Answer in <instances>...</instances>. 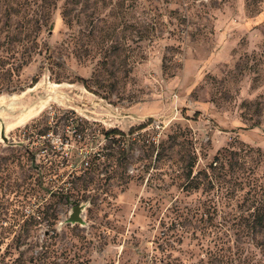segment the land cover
<instances>
[{
	"label": "rangeland",
	"instance_id": "1",
	"mask_svg": "<svg viewBox=\"0 0 264 264\" xmlns=\"http://www.w3.org/2000/svg\"><path fill=\"white\" fill-rule=\"evenodd\" d=\"M262 213L264 0H0V264H264Z\"/></svg>",
	"mask_w": 264,
	"mask_h": 264
},
{
	"label": "trees",
	"instance_id": "2",
	"mask_svg": "<svg viewBox=\"0 0 264 264\" xmlns=\"http://www.w3.org/2000/svg\"><path fill=\"white\" fill-rule=\"evenodd\" d=\"M82 81H84V83L86 82V80H83V79H81ZM145 127V125H140L138 128H144ZM132 131H133V129H132ZM132 131H131V133H132ZM106 134L107 135H111V134H113V135H117V134H121V135H123L124 133L122 132V131H120V130H111V131H107L106 132ZM102 157H101V155L99 156V158H97L98 160H100ZM96 159V160H97ZM86 164H87V167H93L94 166V164H93V162L91 161H86ZM257 219H258V221L260 222V223H263L262 221H263V219H264V213H262V214H259V216L257 217Z\"/></svg>",
	"mask_w": 264,
	"mask_h": 264
},
{
	"label": "water",
	"instance_id": "3",
	"mask_svg": "<svg viewBox=\"0 0 264 264\" xmlns=\"http://www.w3.org/2000/svg\"><path fill=\"white\" fill-rule=\"evenodd\" d=\"M83 206L81 205H76L74 206L73 210H72V215H71V218H70V222L71 223H82L83 222V217H82V214H83Z\"/></svg>",
	"mask_w": 264,
	"mask_h": 264
}]
</instances>
